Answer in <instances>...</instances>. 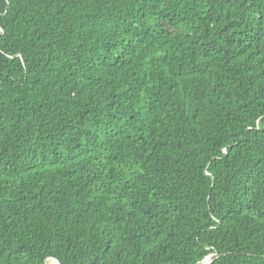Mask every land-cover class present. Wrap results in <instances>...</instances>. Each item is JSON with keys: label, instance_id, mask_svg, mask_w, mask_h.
<instances>
[{"label": "trees", "instance_id": "16d2710c", "mask_svg": "<svg viewBox=\"0 0 264 264\" xmlns=\"http://www.w3.org/2000/svg\"><path fill=\"white\" fill-rule=\"evenodd\" d=\"M264 264V0H0V264Z\"/></svg>", "mask_w": 264, "mask_h": 264}, {"label": "water", "instance_id": "95a60500", "mask_svg": "<svg viewBox=\"0 0 264 264\" xmlns=\"http://www.w3.org/2000/svg\"><path fill=\"white\" fill-rule=\"evenodd\" d=\"M218 255L217 254H210L206 257H204L201 261H199L196 264H209L212 260H214L215 258H217ZM57 264H59V262H57L56 260H54Z\"/></svg>", "mask_w": 264, "mask_h": 264}, {"label": "bare ground", "instance_id": "6f19581e", "mask_svg": "<svg viewBox=\"0 0 264 264\" xmlns=\"http://www.w3.org/2000/svg\"><path fill=\"white\" fill-rule=\"evenodd\" d=\"M47 264H57L54 260L47 261Z\"/></svg>", "mask_w": 264, "mask_h": 264}]
</instances>
